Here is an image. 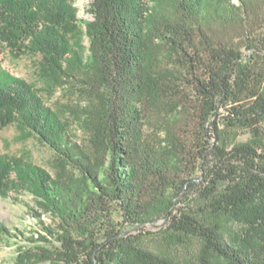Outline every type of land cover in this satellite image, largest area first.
Instances as JSON below:
<instances>
[{
  "label": "trees",
  "instance_id": "1",
  "mask_svg": "<svg viewBox=\"0 0 264 264\" xmlns=\"http://www.w3.org/2000/svg\"><path fill=\"white\" fill-rule=\"evenodd\" d=\"M232 1L92 0L94 21L85 23L90 47L81 51L70 38L80 22L75 0H0V42L18 57H40L44 79L53 76L90 97L81 123L89 149L74 141L33 87L0 67V127L14 125L37 139L58 165L52 177L0 154V198L22 204L30 196L34 216L54 222L32 237L33 248H20L15 264H169L139 247L123 254L134 242L130 230L160 220L168 231L199 238L204 262L212 256L226 264H264V68L255 67L264 48L249 40L243 48L234 44L233 34L248 38L260 23L255 0ZM151 42L179 70L180 77L169 76L183 78L202 103L203 140L194 163L177 165V156L145 144ZM220 114L262 146L224 145L218 123L206 126ZM192 193L205 209L237 224L238 234L228 238L222 225L177 209V200ZM8 236L0 224V241Z\"/></svg>",
  "mask_w": 264,
  "mask_h": 264
},
{
  "label": "rangeland",
  "instance_id": "2",
  "mask_svg": "<svg viewBox=\"0 0 264 264\" xmlns=\"http://www.w3.org/2000/svg\"><path fill=\"white\" fill-rule=\"evenodd\" d=\"M232 2L238 4L236 0ZM75 7L80 22L77 28L70 32V38L81 51L84 47L87 50L90 43L85 35V23L94 21L91 12L92 0H75ZM255 10L257 17L254 19L260 23L257 26V33L248 38L241 33L233 34L231 39L235 45L243 48L254 41L257 46L264 48V0H255ZM244 53L251 55L247 50H244ZM146 55L148 67L153 69V73L143 106L142 132L145 144L156 153L177 156V165L194 163L193 155L203 140L200 119L202 103L183 78L178 80L169 76L173 74L180 77L177 74L179 70L170 62V56L161 45L151 42ZM40 61L41 58L38 56L18 57L15 51L6 48L0 42V67L33 87L43 102L53 109L70 129L74 141L90 149L89 136L81 127L84 113L90 106V97L73 84L58 82L53 76H49V79L41 77L43 74L38 67ZM255 67L263 69L264 58L256 60ZM221 113L225 114L223 110ZM223 115L212 118L206 126L209 127L214 121L218 123L224 145L234 147L246 143L259 148L262 146V140L255 138L248 129L229 127ZM205 140L215 143L208 138ZM0 154L40 166L52 177H55L58 171L54 152L32 136L20 132L14 125L0 127ZM181 168L184 170V167ZM201 175V172L195 174L196 177ZM183 177H189V170ZM22 199V204H14L0 198V224L10 231V236L0 241V264H15L20 248H33L32 237L38 238L37 233H41L44 225L54 224L47 216H42L40 220L34 216L32 209L35 208V203L32 197L24 196ZM205 204L198 194L192 193L178 199L176 208L192 212L200 222L222 225L228 238L235 237L239 232L238 225L226 216H218L205 209ZM167 227L166 222L160 220L147 225L144 229L130 230L127 236L134 242L128 243L123 254H130L134 248L139 247L167 260L169 264H226L212 256L207 257L204 262L203 244L199 238L168 231Z\"/></svg>",
  "mask_w": 264,
  "mask_h": 264
}]
</instances>
